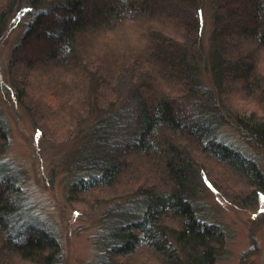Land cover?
Returning <instances> with one entry per match:
<instances>
[{"label":"trees","instance_id":"16d2710c","mask_svg":"<svg viewBox=\"0 0 264 264\" xmlns=\"http://www.w3.org/2000/svg\"><path fill=\"white\" fill-rule=\"evenodd\" d=\"M208 3L205 37L202 0H0V38L10 19L25 25L8 60L17 101L76 141L69 192L113 197L95 264H216L225 231L199 208L200 161L264 190L223 129L264 151V0ZM19 189L1 162L0 264H60L54 232Z\"/></svg>","mask_w":264,"mask_h":264},{"label":"rangeland","instance_id":"374dc122","mask_svg":"<svg viewBox=\"0 0 264 264\" xmlns=\"http://www.w3.org/2000/svg\"><path fill=\"white\" fill-rule=\"evenodd\" d=\"M200 8L206 37L208 0H202ZM9 22L10 29L0 38V113L6 124V139L0 140V163L16 168L21 197L18 201L52 229L61 249L60 264H95L102 248L104 211L112 206L109 201L113 197L101 191L88 195L69 192L71 176L66 158L71 156L76 141L58 136L63 131L55 123L52 128L36 124L26 107L17 101L8 76V60L25 25L23 19ZM241 95L238 97L243 103L254 107ZM223 129L228 138L254 158L264 174V151L230 125ZM199 163V208L207 220L220 224L225 231L216 264H264V190L258 195L252 189L241 188L228 177L230 170L214 161Z\"/></svg>","mask_w":264,"mask_h":264}]
</instances>
